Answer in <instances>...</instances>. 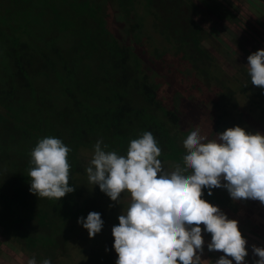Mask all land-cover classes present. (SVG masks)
<instances>
[{
    "label": "rangeland",
    "instance_id": "1",
    "mask_svg": "<svg viewBox=\"0 0 264 264\" xmlns=\"http://www.w3.org/2000/svg\"><path fill=\"white\" fill-rule=\"evenodd\" d=\"M28 4L25 7L28 11L24 16L16 14L12 24L18 26L24 19L30 23L34 34L27 39L23 37L31 44L30 52L51 57L58 66L64 63L72 66L75 59L85 55V49L79 51L76 47V35L82 31L91 32L101 48L100 58H96L100 74L96 76L98 72L94 71V76L88 78L87 73L81 72L87 80L79 76L73 83L81 85L99 79L98 93L88 99L84 121L95 115V108L102 102L100 98L106 90L103 75L107 71L113 91L123 95L132 110L143 114V121L135 119L130 128L134 139L146 131L154 135L146 121L148 117L162 126L160 136L154 137L166 171H173L175 164L183 166L186 154L183 141L197 126L209 139L235 126L264 134V89L251 84L247 68L248 56L264 49V0H33ZM41 8L44 12L38 11ZM67 22L70 25L65 30L62 25ZM6 30L12 34L8 27ZM185 34L190 36L184 38ZM0 43L5 41L2 39ZM116 45L129 48L130 57L114 70ZM5 51L0 50V57ZM82 59L85 64L88 60L92 62L89 58ZM104 62L109 65L102 68ZM62 73L65 74V69ZM18 75L24 78V74ZM55 75L39 84L50 88L52 102H58L64 109L66 118L61 130L50 128V118L37 122L36 113L27 112L23 116L22 108L18 109L21 116L17 118L10 106L0 102V116L12 123L10 130L14 129L12 135L0 127V150L10 156L17 151L32 150L45 137L61 139L71 149L69 186L75 191L56 200L31 192L25 197L24 190L7 189L8 199L20 201L21 208L14 206L18 210L14 217L5 199H0V264H27L32 257L37 264L44 259H50L51 264H116L112 228L118 226V217L130 206V193H122L119 202H113L98 185L89 183L86 168L94 145L102 140L108 146L110 135H90L79 147L70 139L66 128L73 126L72 120H79L80 112L77 108L72 112L68 107L73 102L60 90L62 75ZM145 85L153 90L152 99L144 93ZM38 103L41 107L46 102ZM169 112L175 114L176 123L170 120V115L165 116ZM80 125L86 126L83 122ZM105 150L116 151L112 147ZM171 152H180V156L166 159ZM2 180L0 176V185ZM203 191V199L239 222V230L248 241L249 255L245 261L253 264L258 257L253 256L251 246L264 247V205L252 200L233 201L224 188L213 189L211 196L207 195V189ZM33 198H38L39 203ZM91 212L99 213L103 220L102 230L94 238H89L88 231L77 222L81 217L86 220ZM201 228L205 240L201 259L215 264L224 254L208 250L211 235L203 232V225Z\"/></svg>",
    "mask_w": 264,
    "mask_h": 264
},
{
    "label": "clouds",
    "instance_id": "2",
    "mask_svg": "<svg viewBox=\"0 0 264 264\" xmlns=\"http://www.w3.org/2000/svg\"><path fill=\"white\" fill-rule=\"evenodd\" d=\"M247 59L251 84L264 89V49ZM107 147L97 140L86 173L89 183L98 185L113 202L130 193V206L112 228L116 264H209L201 259L205 245L201 225L211 235L208 250L224 254L215 264H246L248 241L239 222L203 199V190L211 196L213 189L224 188L233 201L264 205V134L235 126L209 139L197 126L183 141V166L175 164L171 172L164 169L161 148L151 132L130 140L126 155L106 151ZM70 151L59 138L37 142L28 172L32 194L60 200L75 191L69 186ZM77 222L89 238L103 227L96 212ZM251 249L258 257L253 264H264V247ZM27 264H37L36 258ZM41 264L51 261L44 259Z\"/></svg>",
    "mask_w": 264,
    "mask_h": 264
},
{
    "label": "trees",
    "instance_id": "3",
    "mask_svg": "<svg viewBox=\"0 0 264 264\" xmlns=\"http://www.w3.org/2000/svg\"><path fill=\"white\" fill-rule=\"evenodd\" d=\"M5 1L8 2L7 6L4 5L3 0H0V42L2 39L5 41V44L0 43V50H6L4 52L5 55L2 53L0 57V102L3 104L6 103V106H10L13 113L17 115V118L18 116H21L18 109L22 108L21 113H23V116H25L27 112L36 113V117L38 118H36L35 121L37 120V122L42 121V119L50 118V120H52V126L50 124V128L53 127L56 130H61L60 126L66 118L64 115V109L58 102H52L51 92L53 93V91L50 88L47 89L42 87L39 82L45 79H51L56 76L55 74L60 76L63 74L62 70L65 69V74L61 77L63 79L61 80L60 90L72 100L75 109H73V104L71 102L68 104V107L72 112H74L76 108L80 112V117L78 116L79 120H72L73 126L66 128L70 134V139L79 147L82 145V140L90 137V135L99 137L103 134H109L110 140L107 143L108 147H112L113 150L118 152V154L125 152L129 146L130 140L134 139V136L131 135L130 128L134 125L135 119L137 121L141 118L140 120L143 121L144 117L142 112L132 110L133 106L131 104L127 105L124 101L125 99H122L124 96L113 91L110 87V82L108 83V74L106 71L105 75H103V83L104 87L106 86V90L100 98L102 102L97 105V107L95 106V115L85 122V109H89L88 99L92 98L91 96L93 93H98L97 82L99 79L96 80L93 78V80L81 83V85L73 84L76 78L81 77L87 80V77L94 76V71L98 72L96 76L100 74V68L98 67L97 69L96 66V58L101 55V48L97 47L99 45L96 43V39H94L92 33H83L82 31L76 35V39L78 40V42H76V47L79 51H82V49L84 51L85 49V55L82 58H86L87 60L88 58L91 59V63H89L90 61L88 60V63L85 64L83 59L80 58L79 60L75 59L72 66L68 67V64L66 63L58 66L53 58L46 55H39L38 52L29 51L31 44L26 39L27 36L32 37L34 33L31 32L32 27L30 26V23L26 22V19H24V21L21 20V23L18 26L12 24L13 21H16V14L24 16V12L28 11L25 7H27L29 5L28 3L33 0H24L25 4H22V0H16V2L13 0ZM41 10L44 12V8H41L38 11ZM53 11L60 12L55 8H53ZM69 25V22L63 23L62 28L67 30ZM7 27L12 31V34L9 35L6 32ZM189 29L193 32L191 27ZM25 36L26 39L23 38ZM185 36L189 37L190 35L185 34L184 38ZM88 39L90 41H88ZM83 43L86 44L81 46ZM86 45H88V47H86ZM115 47L116 49H114V51L117 53L114 58V70L120 68L130 57L129 48H120L117 45ZM104 59L108 61V59ZM105 62L103 63L102 68L109 65L108 62L105 65ZM81 72L87 73L88 76L84 77V73L80 75ZM18 74H24V78L21 79ZM70 82L72 84H70ZM144 87V93L152 99L154 97L153 90L148 85H145ZM44 97L46 98L45 100ZM97 99L98 98H96V100ZM40 100L42 101V104L44 102L46 103H44L43 106L38 107L37 104H39L38 102ZM169 115L170 120L173 123H176L175 114L170 112L165 113L166 117ZM146 121L149 122V126L152 128L154 135L160 136L162 126L151 121L149 117L146 118ZM81 122L85 123L86 126L82 127L80 125ZM11 124L12 123L6 121L4 117L0 116V127L9 132V134H12L11 132L14 130H10ZM142 124L144 125V123ZM13 137L15 138V136ZM91 141L92 140H90V142ZM31 151V149H25L23 151H17V154L7 156L6 152L3 153L4 151L0 150V176H3L4 179L2 180V185H0V199H5L6 204L8 203L7 208L13 215L15 214L14 217H16L18 212V207L21 208L19 204L20 201L9 200L6 196L8 195L6 194L8 192L7 189L11 188L18 192L24 190L25 197L29 196L30 185L28 186L27 184L31 183L28 175L31 167ZM180 152H171L165 158H177L180 156ZM68 158L70 160L72 159L70 155H68ZM8 184L9 187H7ZM24 185L26 186V189L23 188ZM33 200L39 203V201H37L38 198H33ZM24 204L26 203L23 202V206H25ZM14 206L17 209L14 210Z\"/></svg>",
    "mask_w": 264,
    "mask_h": 264
}]
</instances>
